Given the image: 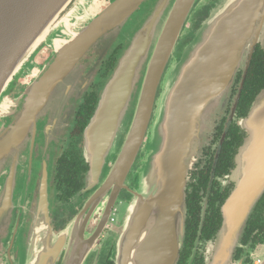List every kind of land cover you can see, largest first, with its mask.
<instances>
[{"label":"water","instance_id":"obj_1","mask_svg":"<svg viewBox=\"0 0 264 264\" xmlns=\"http://www.w3.org/2000/svg\"><path fill=\"white\" fill-rule=\"evenodd\" d=\"M71 1L0 0V98L40 43L65 41L45 75L30 87L28 109L0 134V173L18 146L32 109L44 104L49 89L65 77L68 80L73 63L96 37L124 23L145 0H113L75 35L62 22L55 24ZM193 1L157 0L128 37L85 130L84 157L95 179L123 133L128 109L136 98L132 123L109 175L110 181L118 182L132 164L155 113L149 139L152 148L139 172L115 264H177L185 234V184L205 120L239 65L244 60L248 63L252 48L264 36V0H222L183 49L181 60L166 68ZM161 86L163 91L158 94ZM241 126L246 136L233 171L237 186L223 207L213 264L229 261L247 217L264 192V89ZM14 164L12 158L10 169ZM1 193L2 199L10 194L7 182ZM31 212L32 244L41 247L35 264H53L61 237L49 224L41 182ZM260 264H264V254Z\"/></svg>","mask_w":264,"mask_h":264},{"label":"flooded vegetation","instance_id":"obj_2","mask_svg":"<svg viewBox=\"0 0 264 264\" xmlns=\"http://www.w3.org/2000/svg\"><path fill=\"white\" fill-rule=\"evenodd\" d=\"M112 1L84 0V4L91 2L90 12L75 16L73 22L69 21L68 12L60 22L65 27L71 26L75 35ZM155 3L156 0H145L124 23L96 37L73 63L68 80L65 77L49 89L44 104L32 109L34 112L23 123L19 144L0 173V208L6 205L0 210V264L36 263L35 256L41 247L32 244L30 227L31 204L39 182L46 193L49 224L61 237L53 264H115L119 237L150 144L144 137L126 174L118 182L110 181L132 115L98 177L92 179L91 165L84 157L85 130L128 37ZM213 5V0L193 1L177 37V52L171 53L166 68L181 60L184 47L194 38ZM59 43L61 46L65 41ZM59 46L55 47L53 42L40 43L13 77L0 101V134L20 120L30 104V87L45 75ZM252 50L248 63L244 60L239 65L205 120L198 153L185 184V234L177 264L214 263L216 237L224 221L223 207L237 186L233 171L238 149L246 136L241 122L264 89V36ZM258 52L262 66L253 63ZM145 139V150L140 152ZM12 158L15 164L10 169ZM6 182L10 194L2 199ZM263 254L264 192L247 217L226 264H255Z\"/></svg>","mask_w":264,"mask_h":264},{"label":"rangeland","instance_id":"obj_3","mask_svg":"<svg viewBox=\"0 0 264 264\" xmlns=\"http://www.w3.org/2000/svg\"><path fill=\"white\" fill-rule=\"evenodd\" d=\"M80 1V2H79ZM83 1L84 0H72L71 1V3L67 6V8L61 13V15H60V17H59V19L61 18V17H63V16H65L68 12L70 13L69 14V17L71 18H69L70 20V22H73L74 20V17L76 16H80V15H82V14H84V11L85 12H90L92 9H90L92 6H91V2H88L89 4H84L83 3ZM82 2V3H81ZM156 2H157V0H156ZM213 2H214V5H213V7H212V9L210 10V13L218 6V5H220L221 4V2H222V0H213ZM81 3V4H80ZM209 13V14H210ZM209 16V15H208ZM207 16V17H208ZM73 20V21H72ZM59 22H60V20H59ZM58 22V23H59ZM204 22V21H203ZM57 23V24H58ZM70 24V23H69ZM190 27V24H188L187 25V28H189ZM68 28V26H66V29ZM71 28V26L69 27V29ZM187 32V29H186V31H185V33ZM58 33L57 32H55L54 33V35H57ZM196 34V33H195ZM49 40H50V38H49ZM61 41H63V40H61ZM43 42H46V43H49V41L47 40V41H43ZM60 41L59 40H54V44H55V47L56 46H58L60 43H59ZM179 45V41H177L176 42V44H175V46L172 48V55L173 54H175L176 52H177V48L179 47L178 46ZM187 47V46H186ZM185 48V47H184ZM36 49V48H35ZM26 62V61H25ZM163 91V88H162V86L160 87V88H158V91H157V93L159 94V92L161 93ZM157 94V95H158ZM4 96V95H3ZM3 96L0 98V101L3 99ZM135 108H136V98L131 102V105H130V107H129V109H128V112H127V116H126V118H125V120H124V127L126 128L127 126H128V124H129V122H130V119H131V116L132 115H134V111H135ZM133 113V114H132ZM127 120V121H126ZM154 120H155V113L154 112H152V115H151V119H150V122H149V126H148V129H147V133H146V135H145V138L146 139H150V136H151V132H152V123L154 122ZM124 129V128H123ZM125 130V129H124ZM146 139H145V141H144V143L142 144V146H141V148H140V152H144V150H145V146H146ZM150 144V143H149ZM151 148H152V146L151 145H149V146H147L146 147V154H145V157H146V155L147 154H149V152H150V150H151ZM139 155H140V153H139ZM107 159V158H106ZM24 236L25 235H23V239H24Z\"/></svg>","mask_w":264,"mask_h":264},{"label":"trees","instance_id":"obj_4","mask_svg":"<svg viewBox=\"0 0 264 264\" xmlns=\"http://www.w3.org/2000/svg\"><path fill=\"white\" fill-rule=\"evenodd\" d=\"M260 58H261V56L259 55V52H258V56H257L255 62H253L255 66H259V64L262 66V62L260 61Z\"/></svg>","mask_w":264,"mask_h":264},{"label":"bare ground","instance_id":"obj_5","mask_svg":"<svg viewBox=\"0 0 264 264\" xmlns=\"http://www.w3.org/2000/svg\"><path fill=\"white\" fill-rule=\"evenodd\" d=\"M58 22H59V20H57V22H56L55 24H57ZM63 41H64V40H63ZM63 41H62V42H63ZM58 46H59V45H58ZM56 47H57V46H56Z\"/></svg>","mask_w":264,"mask_h":264},{"label":"built area","instance_id":"obj_6","mask_svg":"<svg viewBox=\"0 0 264 264\" xmlns=\"http://www.w3.org/2000/svg\"><path fill=\"white\" fill-rule=\"evenodd\" d=\"M255 264H260V262H259V261H257Z\"/></svg>","mask_w":264,"mask_h":264}]
</instances>
